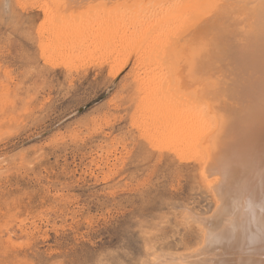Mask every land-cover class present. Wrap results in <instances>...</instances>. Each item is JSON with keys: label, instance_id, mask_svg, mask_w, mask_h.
<instances>
[{"label": "rangeland", "instance_id": "374dc122", "mask_svg": "<svg viewBox=\"0 0 264 264\" xmlns=\"http://www.w3.org/2000/svg\"><path fill=\"white\" fill-rule=\"evenodd\" d=\"M26 1L0 0V264H178L163 255L202 245L187 212L211 216L215 201L192 151L179 159L142 137L152 128L139 100L156 74L140 66L134 83L141 48L111 75L117 28L141 16L113 20L109 51L68 58L65 47H101L102 35L85 24L69 38L44 21L49 0ZM51 32L66 46H41Z\"/></svg>", "mask_w": 264, "mask_h": 264}, {"label": "bare ground", "instance_id": "6f19581e", "mask_svg": "<svg viewBox=\"0 0 264 264\" xmlns=\"http://www.w3.org/2000/svg\"><path fill=\"white\" fill-rule=\"evenodd\" d=\"M45 4L39 5L44 21L63 26L69 38L85 24L102 35L101 47L89 42L65 47L68 58L108 49L105 37L117 32L113 20L117 23L136 12L141 16L138 29L129 23L117 28L123 37L110 59L111 75L116 77L127 64L123 51L141 48L130 72L136 76L134 83H139L140 66L156 74L151 90L139 100L152 128L148 133L145 125L142 137L152 149L172 152L179 159L192 151L215 201L211 216H185L201 227L202 245L186 254H164L167 261L264 264V0ZM96 15L101 18L94 19ZM51 34H40L41 46H66L60 41L66 36ZM169 108L180 110L179 115L163 118ZM159 128L166 129L161 133Z\"/></svg>", "mask_w": 264, "mask_h": 264}]
</instances>
